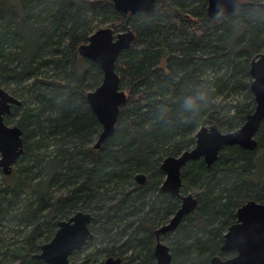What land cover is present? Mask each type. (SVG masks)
<instances>
[{"label":"trees","instance_id":"16d2710c","mask_svg":"<svg viewBox=\"0 0 264 264\" xmlns=\"http://www.w3.org/2000/svg\"><path fill=\"white\" fill-rule=\"evenodd\" d=\"M254 5L264 0H240L211 18L206 0H156L152 12L134 14L116 12L111 0H0V87L20 101L4 122L22 131L23 146L11 173L0 172V264H47L33 255L78 211L92 215L102 257L154 264V230L180 206L160 190L162 160L191 149L200 127L232 132L254 110L249 65L264 53V17L246 15ZM102 27L129 28L135 38L115 64L126 101L95 149L101 125L85 96L102 70L78 48ZM208 83L213 103L193 125L183 98ZM256 141L251 150L222 148L210 166L199 158L181 169L180 195L191 193L197 205L163 236L171 264L234 253L220 246L236 209L264 203V120Z\"/></svg>","mask_w":264,"mask_h":264},{"label":"water","instance_id":"95a60500","mask_svg":"<svg viewBox=\"0 0 264 264\" xmlns=\"http://www.w3.org/2000/svg\"><path fill=\"white\" fill-rule=\"evenodd\" d=\"M118 13H149L154 10L156 0H111ZM240 0H206V13L214 18L232 13ZM134 33L127 28L114 33L108 27L95 30L86 44L78 48L81 57L94 62L102 70V81L85 98L93 114L101 125L94 148L114 132L119 108L126 101V94L119 88V76L115 70L119 54L128 49L134 41ZM251 82L249 90L255 101L253 112L246 116L243 124L232 132H221L216 125L202 126L195 134L194 146L176 157L168 156L160 164L164 180L162 192L180 198V206L169 221L155 230L156 244L153 254L156 264H171L170 248L160 241V236L173 232L183 216L190 214L197 205L196 198L188 193L180 195L181 169L189 160L203 158L207 166L217 159L219 151L230 145L244 149H254L257 145L256 133L264 120V53L252 59L249 65ZM20 101L0 87V172L8 176L17 159L23 153L22 131L16 125H7L4 116L10 114L11 106H19ZM135 182L143 185L144 174H137ZM92 217L87 212L78 211L67 220L57 222L56 231L50 241L40 246L33 255L47 264H69L72 252L80 250L92 237L88 224ZM236 222L231 224L221 245L222 251H235L230 258L221 260L210 258V264H264V203L247 200L235 211ZM105 264H121L119 258H108Z\"/></svg>","mask_w":264,"mask_h":264},{"label":"clouds","instance_id":"9594fccd","mask_svg":"<svg viewBox=\"0 0 264 264\" xmlns=\"http://www.w3.org/2000/svg\"><path fill=\"white\" fill-rule=\"evenodd\" d=\"M246 15H252L255 17H264V6L254 5L247 10ZM214 89L210 83H208L206 91L196 92L190 95H186L183 98L182 107L188 113H190L194 119L191 123L194 125L199 122L202 111L207 109L213 103Z\"/></svg>","mask_w":264,"mask_h":264},{"label":"rangeland","instance_id":"374dc122","mask_svg":"<svg viewBox=\"0 0 264 264\" xmlns=\"http://www.w3.org/2000/svg\"><path fill=\"white\" fill-rule=\"evenodd\" d=\"M260 171L262 172V171H264V168H260ZM2 176H1V174H0V184H1V182H2ZM191 194V193H190ZM98 224L97 223H95V227L93 228V229H95L96 228V226H97ZM225 234V233H224ZM13 234H10V236H12ZM224 236V235H223ZM170 236H166V237H164V238H162V243L164 244V245H167L168 247H170V243H169V241H170ZM98 246H100L99 244H98V241H94L93 242V244H91V246H89L88 248H84V249H81V250H79V251H77V252H73L70 256H69V264H83V261H84V258H85V256H87V255H89V254H91V253H93L94 255H93V257L90 259V262L89 263H87V264H95V262L96 261H99V260H101V258H102V254H101V252H98V253H96L95 251L97 250V249H99V247ZM95 252V253H94ZM171 254V253H170Z\"/></svg>","mask_w":264,"mask_h":264},{"label":"flooded vegetation","instance_id":"af4514ba","mask_svg":"<svg viewBox=\"0 0 264 264\" xmlns=\"http://www.w3.org/2000/svg\"><path fill=\"white\" fill-rule=\"evenodd\" d=\"M11 108V107H10ZM9 115V114H8ZM5 116H7V115H5ZM4 116V117H5ZM255 138H256V136H255ZM261 203V202H260ZM88 213V212H87ZM90 214V213H89ZM91 215V214H90ZM72 216V215H71ZM91 217H92V215H91ZM68 218H66V219H62V220H67ZM169 221V220H168ZM167 221V222H168ZM166 222V223H167ZM235 222H236V219H235ZM92 223H93V217H92V219H91V221H90V223L88 224V228H89V231L91 232V234H92V237L90 238V239H88L87 241H86V243L83 245V247L81 248V249H84V248H88L89 246H91V244H93V242L95 241L93 238H94V234H93V232H92V226H94V224L92 225ZM161 226V225H160ZM159 226V227H160ZM156 230V229H155ZM155 230H154V241H153V244H152V254H153V250H154V246H155V244H156V237H155ZM168 233H170V232H168ZM168 233H166V234H168ZM166 234H163L162 236H160V241L162 242V238H163V236H165ZM222 245V244H221ZM80 249V250H81ZM77 251H79V250H77ZM77 251H74V252H77ZM220 251L221 252H226V253H228V252H234L232 255H230V256H228V257H224V258H221L220 256H218L221 260H224V259H227V258H230V257H232V256H234L235 254H236V252L235 251H222L221 250V246H220ZM96 253H98V252H100L99 251V249H97L96 251H95ZM73 253V252H72ZM71 253V254H72ZM91 254H93V253H91ZM91 254H89V255H91ZM94 255V254H93ZM88 256V255H87ZM87 256H85V258H84V261H83V264H87V263H89L90 262V259L89 260H87L86 261V263H84L85 262V259H86V257ZM127 256H129V255H126V254H123V255H121V256H103L102 258H101V260H99V261H96L95 262V264H97V262H103V264H105V261L108 259V258H119L120 259V262H121V264H132V263H130L131 261H129V259H127ZM153 257H154V254H153ZM68 261H69V258H68ZM69 263V262H68ZM154 264H156V259H155V257H154Z\"/></svg>","mask_w":264,"mask_h":264}]
</instances>
